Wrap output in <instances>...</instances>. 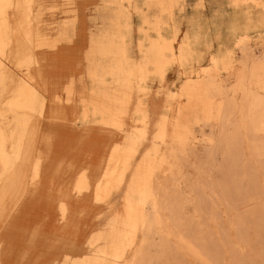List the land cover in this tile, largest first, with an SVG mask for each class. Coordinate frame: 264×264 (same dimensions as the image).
Listing matches in <instances>:
<instances>
[{
    "label": "rangeland",
    "instance_id": "374dc122",
    "mask_svg": "<svg viewBox=\"0 0 264 264\" xmlns=\"http://www.w3.org/2000/svg\"><path fill=\"white\" fill-rule=\"evenodd\" d=\"M27 3L28 24L23 8L3 12L0 101L40 65L57 91H86L109 112L79 107L74 126L42 121L50 163L0 219V264H264V0ZM203 80L209 99L181 97ZM121 88L123 100L112 94ZM180 102L193 105L190 134L174 157L158 128ZM127 155L107 198L77 186L75 170L117 173ZM54 164L64 168L51 174Z\"/></svg>",
    "mask_w": 264,
    "mask_h": 264
},
{
    "label": "bare ground",
    "instance_id": "6f19581e",
    "mask_svg": "<svg viewBox=\"0 0 264 264\" xmlns=\"http://www.w3.org/2000/svg\"><path fill=\"white\" fill-rule=\"evenodd\" d=\"M11 8H23L26 13L23 24H28L29 22L27 18L29 10V4L27 3V0H0L1 56H5L3 50L6 46V40H3L1 37V35L4 34L5 27L3 12L5 9ZM23 24L21 25V28L23 29L25 37L29 41H32V39L29 37V27L24 28ZM7 30L10 32V39L12 36L11 29ZM42 44L43 42L41 41L37 42L35 44L36 49L39 50ZM52 47L54 46L52 45ZM242 52H244L243 49ZM2 64L3 63L0 62V70L3 67ZM241 75L242 74H240V76ZM242 77L243 76L239 78V82L241 81ZM5 78V72H2L0 76V86L4 84ZM46 78L47 75L43 67L37 65L35 68L30 69L29 73L25 74V79L20 83L19 87L13 92L12 96L7 102L3 103L0 101V219L5 214L10 204L11 207L18 208L20 203H22L25 194L28 192L27 190L29 186L36 185L41 174L44 172L45 166H48L50 163L49 158L46 157L42 152V142L48 141V138L42 139L43 136L41 125L44 123L42 121H45L51 126L57 124L74 126L76 120L79 118V115L83 110L85 115L91 108L97 110L99 109L102 113L109 112V106L106 100L98 101L93 97H89L86 91L81 92L79 96L72 93L71 91L59 92L55 89L56 87L52 85L50 81L46 80ZM210 81L211 80H209V82ZM210 84L212 83L210 82ZM209 86L211 85L203 80L200 84H198V87L196 86L198 88V93H184L181 95V97L187 100L197 99L202 96L209 99ZM50 91H52L53 95L51 96V99L48 103L44 99V94L49 95L51 94ZM126 92L127 91L124 88L112 90V94L115 95L117 99L121 100H123L127 95ZM205 98L203 102L201 101L202 103L200 105L197 104V106H200L201 110L208 108V103H206ZM183 104H181V102L179 103V107L176 109V115L172 121L168 122L167 127L165 126V123H163L158 128L159 133H162V135L167 133L169 136L168 138L174 142L176 147H173L169 150L174 157L177 156L179 149H184L188 139V134H190L189 115L192 113L193 105L190 104L191 106H185ZM231 105H233V103ZM79 107H81L83 110H80ZM228 111L229 109L225 110V108H222L219 110V113L223 117L225 114L227 115ZM5 114L12 115L13 120L10 121L6 126H3L1 121L6 118ZM226 117L224 123H226ZM145 133L146 127L144 124L136 125L133 130L132 137L134 139H138L141 138ZM127 158L128 155L124 158L122 167L117 171V173H115L114 169H109L108 167L102 165L86 167L79 171L75 170V173L78 174L77 186L81 185L83 187L89 183L95 190L97 197L102 199L107 198L108 192L112 189L117 174L122 175L127 171ZM63 168L64 164H54L51 174H56ZM158 168L159 171H162L160 167ZM121 169L123 171H121ZM153 184H155V182H153ZM60 191L64 194L66 192L65 189ZM142 220L143 225L148 230L150 228L151 221L147 219V216L143 217ZM128 264H134V262L130 261Z\"/></svg>",
    "mask_w": 264,
    "mask_h": 264
}]
</instances>
